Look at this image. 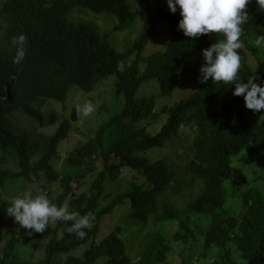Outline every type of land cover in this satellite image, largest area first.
Returning <instances> with one entry per match:
<instances>
[{"label": "trees", "instance_id": "obj_1", "mask_svg": "<svg viewBox=\"0 0 264 264\" xmlns=\"http://www.w3.org/2000/svg\"><path fill=\"white\" fill-rule=\"evenodd\" d=\"M144 11L139 38L128 51L113 48L105 36L92 26L68 20V13L81 7L94 14L107 12L119 22L117 29L136 18L127 0H5L0 7L2 38L0 41V189L16 186L24 188L35 184L34 194L47 192L48 198L58 207L70 197L69 211L81 216L91 213V227L83 229L84 238L67 229L71 221L52 220L43 233H36L20 226L9 228L7 240L0 248V264H95L104 260L106 264H160L171 250L170 242L159 231L153 233L136 261L126 255L121 229L116 227L107 235H98L99 222L111 214L119 205L127 202V216L130 221L149 225L175 221V241L187 243L192 238L188 251L180 254L182 263L194 257L195 232L202 235L200 257L211 260L210 264H264V175H257L262 189L248 186L238 195L236 210L226 208L228 202L226 186L231 180L230 167L237 157L240 165L246 161L257 162L264 168V110L253 113L244 105L242 96H234V85L208 81L199 82V68L204 63L202 50L211 43L222 39L213 33L190 38L178 30L179 12L171 13L161 0H136ZM249 21L243 25L241 36V68L238 75L244 79L254 75L264 79V50L255 56L251 66L246 51L252 50L248 37L264 35V12L255 0L247 5ZM163 23L171 32L166 50L155 52L147 58L141 55L154 37L156 26ZM24 34L27 37L26 58L17 65L12 62L15 47L12 37ZM135 54L131 65L119 71V64ZM143 63V71L140 63ZM192 73L197 76V89L170 109L154 111V99H137L136 93L145 81L156 80L160 96H169L173 88L184 85L183 77ZM116 76V86L122 94L125 105L120 113L109 122L97 125L90 132L87 144L76 148L67 158L69 165L84 167L82 175L72 176L65 172L58 174L51 161L57 155L59 144L72 129V122L78 120V113L72 110L69 119H63L55 133L44 139L43 145L28 135L19 133L16 117L26 116L38 122L42 113L35 107L44 100L53 99L62 111L72 87L76 86L85 94L92 92L99 82L109 76ZM259 84V80L254 81ZM148 103L144 117L166 116V123L159 133L146 137L143 130L131 131L137 108ZM128 120H132L129 122ZM122 121L117 127L118 141L103 147L107 128L114 122ZM126 121V122H125ZM183 126V128L181 127ZM192 131L189 142L190 159L185 166V181H180L169 196L188 191L197 183L201 189L196 198L185 209L179 211L162 197L172 179L171 168L166 159L149 161L137 157L136 153L153 148H162L171 137H178L183 131ZM243 152L248 157L242 156ZM97 154V156H96ZM9 157L16 169L4 168L2 164ZM101 159V171L89 183L86 193L74 195V186L84 184L86 173L91 169L93 159ZM116 158L117 163L110 162ZM237 165V164H236ZM138 172L146 186L131 184L124 193L114 196L99 208L105 200L107 181L119 176L123 169ZM44 180V182H42ZM59 181L62 192L52 197L44 183ZM240 179L235 185L244 186ZM225 184V185H224ZM168 195V194H167ZM11 202L3 205L9 207ZM203 219L206 228L201 230L196 220ZM46 239L44 256L31 263L21 252L22 246L33 248L37 242ZM87 245L82 257L73 252ZM238 254L240 261L233 258Z\"/></svg>", "mask_w": 264, "mask_h": 264}, {"label": "rangeland", "instance_id": "obj_2", "mask_svg": "<svg viewBox=\"0 0 264 264\" xmlns=\"http://www.w3.org/2000/svg\"><path fill=\"white\" fill-rule=\"evenodd\" d=\"M5 0H0V7ZM153 4L155 0H150ZM127 3L132 11L136 13V18L133 21H128L122 28L117 29L119 26L118 20L111 14L107 12H102L100 14H94L89 10L81 7H76L72 9L67 18L71 22L84 23L92 26L100 35L105 36L109 44L119 50L128 51L132 48L133 43L139 38L143 21L146 18V14L142 11L136 0H127ZM163 5L167 4L166 0H161ZM179 12V10H178ZM261 32L264 31V26H261ZM259 36V35H257ZM256 35H251L248 40L251 43L252 50L246 51L247 62L253 66L255 63V56L260 54V50H264V42L260 45L255 44ZM2 38L1 31V19H0V41ZM171 39V32L163 23H158L156 26V31L152 40L147 44L141 57L147 58L155 52H164L166 46ZM136 58L135 54H132L122 60L119 64V71H123L127 68L133 60ZM140 70L143 71V63L139 60ZM116 76H109L99 82L95 89L85 94L78 87L74 86L71 89L70 95L66 102V110L62 111L61 106L53 99H47L36 105L35 107L42 113L43 120L38 122L34 119H29L26 116L19 115L16 117V127L19 133H23L29 136V138L36 139L40 141L41 145L44 143V139L52 136L63 119H69L72 110H76L77 103H82L84 100H90L97 106V111L94 112L90 117L86 119H81L78 115V120L72 122V129L68 137L62 141L57 149V155L52 159L51 164L55 168L58 174L63 172L70 174L72 176L82 175L86 172L84 167H78L74 165H69L67 163V158L70 156L71 152L76 148H79L88 143L90 137V132L97 125L104 122H109L112 118L117 116L125 105V100L122 94H119V90L116 86ZM184 85L181 88H173L169 96H160L159 86L156 80L145 81L139 87L136 98L146 99L153 97L154 101V111L159 113L163 108L170 109L178 105L182 99L194 93L197 89V76L188 73L183 77ZM148 103H141L137 108V113L134 117V121L131 126V131L143 130L146 137H153L161 130V127L165 125L167 119L166 116L160 115L158 117H144V109ZM132 122V120H128ZM126 122V121H125ZM122 121H117L112 123L108 128L103 138V147H108L109 143H115L118 140L119 134L117 132V127L121 125ZM192 131H183L178 137H171L162 148H153L146 150L144 152L136 153L137 157H144L149 161L163 160L166 159L168 165L171 168L172 179L169 183V187L166 190L165 197L163 196L164 202L171 204L175 209L182 211L185 207L190 204L198 195L201 189V183H197L194 188L188 191H182L175 195L169 196L172 189L177 187L180 181H185V166L189 161L191 155L189 151V142L192 137ZM97 156V154H96ZM242 156L247 159V153L243 152ZM110 162L115 164L118 162L116 158H111ZM237 164V165H236ZM4 168H8L12 171L16 169L13 162L9 157L2 164ZM91 169L86 173L84 178V184L80 187L74 186V195H79L81 193H86L89 183L96 175L101 171V159L96 157L93 159V164ZM231 176L234 180H231L226 186L228 202L226 208H231L236 210L239 206L238 195L240 191L245 190L248 186H256L262 189L260 182L258 181L257 175H264V168H261L257 162L246 161L245 167L240 165L237 157L233 158V163L230 167ZM240 179H244L246 183L244 186L239 187L235 185ZM44 182V180H42ZM48 186L52 197H57L62 192V187L59 183H44ZM131 184H138L146 186L144 178L136 171L131 169H123L120 171L118 177L112 181H107V186L105 189V195L108 196L105 200H101L99 203V208L106 206L111 199L119 194L124 193L129 189ZM225 185V184H224ZM148 187V185L146 186ZM31 189L34 191L36 189L35 184H27L24 188L18 189V187L13 186L5 190L0 189V248L3 247L7 240V231L9 228L18 230L20 225L15 222L12 217L7 214V207L3 205L5 202H11V200L21 195L25 190ZM264 192V190H263ZM70 197L66 199V203L69 208ZM128 205L127 202L123 205H119L115 210L104 216L99 222L98 235L105 236L116 227H120L121 234L120 237L123 240L125 246V253L133 261H136L139 257L141 251L147 244L149 238L156 231L165 235L169 240L171 250L166 256L164 262L160 264H183L180 254L187 256L189 254V247L193 243L192 238H189L187 243H182L181 241H175L173 235L177 232V224L175 221L150 223L149 225H144L136 221H130L127 216ZM197 224L202 231L205 230L206 225L203 219L196 220ZM193 238L196 240V247L194 251V257L191 261H186L184 264H210L211 260L202 259L200 253H202L201 245L203 242L202 235L199 232H195ZM47 240H41L37 242L33 248L31 246H22V254L29 259L31 263H36L41 260L44 256L43 250L44 245ZM87 248V245L81 246L73 254L77 257H82L83 252ZM233 258L236 261H240L239 255L234 254ZM64 256L59 257V262L62 264ZM95 264H106L104 260L98 261Z\"/></svg>", "mask_w": 264, "mask_h": 264}, {"label": "clouds", "instance_id": "obj_3", "mask_svg": "<svg viewBox=\"0 0 264 264\" xmlns=\"http://www.w3.org/2000/svg\"><path fill=\"white\" fill-rule=\"evenodd\" d=\"M171 13H177L178 30L190 38L217 33L223 38L211 43L202 50L204 63L199 68V82H223L234 85L233 95L242 96L244 105L253 113L264 110V79L254 75L246 79L238 75L241 68V56L238 52L242 48L241 36L243 25L249 21L247 5L252 0H166ZM261 12H264V0H255ZM264 42V35L256 37L255 44ZM15 55L14 64H21L26 58L27 37L24 34L12 37ZM259 80V84L254 82ZM76 111L80 118L86 119L97 111V106L90 100L77 103ZM183 128V126H181ZM7 214L24 228L36 233L45 232L52 220L71 221L67 229L69 233H76L84 238L83 229L91 227V213L81 216L78 212H70L68 205L57 206L49 198L47 192L40 190L34 194L31 189L11 200L6 209Z\"/></svg>", "mask_w": 264, "mask_h": 264}]
</instances>
